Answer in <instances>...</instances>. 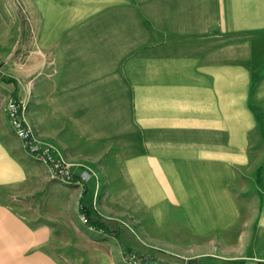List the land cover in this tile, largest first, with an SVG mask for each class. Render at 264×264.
<instances>
[{
    "label": "crops",
    "instance_id": "1",
    "mask_svg": "<svg viewBox=\"0 0 264 264\" xmlns=\"http://www.w3.org/2000/svg\"><path fill=\"white\" fill-rule=\"evenodd\" d=\"M22 1L36 63L19 72L35 76L0 86V264H69L54 233L82 193L12 132L2 105L13 89L75 178L98 172L102 208L132 201L150 249L264 264V0ZM11 39L21 47L22 26L0 1V54Z\"/></svg>",
    "mask_w": 264,
    "mask_h": 264
},
{
    "label": "rangeland",
    "instance_id": "2",
    "mask_svg": "<svg viewBox=\"0 0 264 264\" xmlns=\"http://www.w3.org/2000/svg\"><path fill=\"white\" fill-rule=\"evenodd\" d=\"M0 1L4 3L7 9L11 7L18 23H21L22 26L21 47L19 46V41L16 39L1 42L3 44V50L0 54V86L8 87L12 85L19 89L20 84L29 83L35 76L34 72L29 71L23 75L26 78L23 79L20 77L19 72L21 66L23 67L27 64L30 68V66L36 63L33 19L30 11L24 8L22 0ZM25 44H27L26 47H24ZM8 65L11 66L9 67L12 73L5 71ZM18 89H13L7 99L17 95ZM2 94L3 92L1 91L0 97H2ZM6 100L2 105V110ZM23 103L25 104L24 101ZM24 116L30 125L25 113ZM30 127L38 142L41 144H49L54 153L63 159L56 151V146L50 142L41 141L35 135L33 127L31 125ZM67 164L71 168V165L69 163ZM46 168L49 178L59 180L60 182L62 181L51 177L47 165ZM86 170L90 172V177L75 181L80 193L83 191V188H86L83 201L89 203L91 208L99 214L115 219V223L110 227L111 233L88 227L83 221L82 215L78 212V194L77 196L75 195L73 202L75 213H73L70 200L69 207L66 208L64 215L61 216L60 227L54 233L55 246L53 251L62 260L68 261L69 264H91L98 257L105 256L112 259L115 264H126L127 255L135 254L159 262L184 263L195 261L198 263L194 257H183L179 255L180 260H171L164 255L166 254L165 252L169 251L157 248L150 249L148 239L154 238L155 233L149 232L148 225L143 220H139L138 217L131 214L129 208L132 201L126 195H123L124 201H121L123 208L116 213L112 212L111 209L102 208L103 206L101 207L100 201L105 193V186L99 184L98 172L95 169L88 167Z\"/></svg>",
    "mask_w": 264,
    "mask_h": 264
},
{
    "label": "built area",
    "instance_id": "3",
    "mask_svg": "<svg viewBox=\"0 0 264 264\" xmlns=\"http://www.w3.org/2000/svg\"><path fill=\"white\" fill-rule=\"evenodd\" d=\"M25 104L16 97H9L3 111L7 118L8 124L14 135L22 142L28 154L42 160L48 166L51 177L62 181H76L90 177V172L82 169L78 172L76 178L69 165L58 155H56L49 144H41L34 137L31 127L24 116ZM84 221V217L82 216ZM126 264H198L195 261L184 263H169L149 260L145 256L129 254L126 258Z\"/></svg>",
    "mask_w": 264,
    "mask_h": 264
},
{
    "label": "trees",
    "instance_id": "4",
    "mask_svg": "<svg viewBox=\"0 0 264 264\" xmlns=\"http://www.w3.org/2000/svg\"><path fill=\"white\" fill-rule=\"evenodd\" d=\"M84 192H85V188L81 193L80 203H79V213L84 217V222L86 223V225L90 227L101 230L103 232L111 233L108 222L96 216L94 214V209L91 208V206L88 203L82 201V196L84 195Z\"/></svg>",
    "mask_w": 264,
    "mask_h": 264
}]
</instances>
